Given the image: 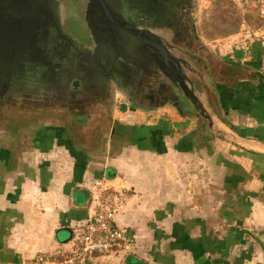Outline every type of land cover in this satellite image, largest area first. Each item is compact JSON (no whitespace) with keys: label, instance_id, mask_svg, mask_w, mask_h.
Instances as JSON below:
<instances>
[{"label":"crops","instance_id":"crops-1","mask_svg":"<svg viewBox=\"0 0 264 264\" xmlns=\"http://www.w3.org/2000/svg\"><path fill=\"white\" fill-rule=\"evenodd\" d=\"M254 100L225 119L264 141V98ZM48 119L72 137L46 130L0 147V264H26L65 241L62 229L75 232L93 214L99 181L130 190L115 224L135 245L129 256L89 264H264V155L208 139L206 129L195 130L167 105L113 114L112 129L122 123L130 134L117 148L115 131L106 141H82L54 116L7 125L0 138L10 129L24 137Z\"/></svg>","mask_w":264,"mask_h":264},{"label":"water","instance_id":"water-1","mask_svg":"<svg viewBox=\"0 0 264 264\" xmlns=\"http://www.w3.org/2000/svg\"><path fill=\"white\" fill-rule=\"evenodd\" d=\"M196 3L89 0L91 45L84 46L65 26L61 1L0 0V129L54 116L82 141H106L119 95L121 112L127 105L143 112L167 105L195 130L206 129L208 139L264 155V141L231 126L211 92L225 65L196 35ZM77 193L88 200V192ZM62 230L67 244L73 232Z\"/></svg>","mask_w":264,"mask_h":264},{"label":"flooded vegetation","instance_id":"flooded-vegetation-1","mask_svg":"<svg viewBox=\"0 0 264 264\" xmlns=\"http://www.w3.org/2000/svg\"><path fill=\"white\" fill-rule=\"evenodd\" d=\"M63 3L64 7L68 11L69 17L65 20V26L68 30L84 45L90 46L91 39L85 23V10L89 0H59ZM224 59V58H223ZM254 59V58H253ZM220 65H225L224 73H219V78H214L210 85L211 92L217 99V105L226 119H228L230 112L238 115L246 112L253 107L255 98H264V74L261 72L260 64L258 61H253L252 65L249 63L233 62L224 59V62ZM218 75V74H216ZM218 75V76H219ZM207 85V83H206ZM197 90L202 91V86L195 83ZM175 96L172 100L173 103L177 102ZM120 101V104H119ZM123 104V99L115 97V108L113 114L120 113V105ZM127 106L126 110H129ZM58 129L63 135L71 138L72 131L62 124L59 120H40L29 127L24 137L18 135L16 137L15 130H8V135L0 138V147H5L8 144L15 145L16 141L20 140L25 142L29 138L37 133H42L46 130ZM200 133H202L200 131ZM128 126L122 123L115 125V147L122 146L128 143L129 140ZM195 139L202 140L204 136L201 134H195ZM117 148V147H116Z\"/></svg>","mask_w":264,"mask_h":264},{"label":"rangeland","instance_id":"rangeland-1","mask_svg":"<svg viewBox=\"0 0 264 264\" xmlns=\"http://www.w3.org/2000/svg\"><path fill=\"white\" fill-rule=\"evenodd\" d=\"M192 18L197 37L216 57L256 60L263 71L264 0H197Z\"/></svg>","mask_w":264,"mask_h":264},{"label":"built area","instance_id":"built-area-1","mask_svg":"<svg viewBox=\"0 0 264 264\" xmlns=\"http://www.w3.org/2000/svg\"><path fill=\"white\" fill-rule=\"evenodd\" d=\"M129 196V189L114 188L106 181L97 182L92 199L93 214L73 232L72 239L50 251L35 254L26 264H89L97 258L132 254L133 235L115 224V217Z\"/></svg>","mask_w":264,"mask_h":264}]
</instances>
